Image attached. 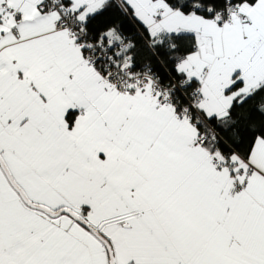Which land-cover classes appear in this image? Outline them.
<instances>
[{
  "label": "snow or ice",
  "instance_id": "1",
  "mask_svg": "<svg viewBox=\"0 0 264 264\" xmlns=\"http://www.w3.org/2000/svg\"><path fill=\"white\" fill-rule=\"evenodd\" d=\"M0 264H264V0H0Z\"/></svg>",
  "mask_w": 264,
  "mask_h": 264
}]
</instances>
